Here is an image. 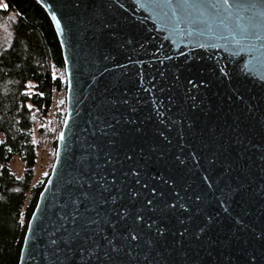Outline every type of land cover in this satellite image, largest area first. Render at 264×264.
<instances>
[{
  "label": "water",
  "instance_id": "95a60500",
  "mask_svg": "<svg viewBox=\"0 0 264 264\" xmlns=\"http://www.w3.org/2000/svg\"><path fill=\"white\" fill-rule=\"evenodd\" d=\"M33 1L47 15L61 50L65 115L17 264H107L103 238L130 227L118 220L117 206L129 202V190L150 199L154 185L161 195L156 213L147 215L155 226L151 231L140 226L139 246L115 239L122 247L116 264H264V84L258 73L241 79L234 72L249 55L232 57L224 40L190 35L192 26L179 16L165 21L139 7L144 0ZM122 98L135 111H128ZM128 117L135 123L125 124ZM101 118L117 132L112 139L119 155L112 164L102 153L85 160L89 143H108L96 130L104 128ZM125 152L133 156V166L138 161L144 167L145 178L169 183L125 178L131 167L122 159ZM85 164L82 175L89 183L73 186L69 182ZM101 176L112 181L107 192L96 184ZM69 193L79 198L76 211ZM114 196L117 205L109 203ZM165 201L174 207L164 209ZM53 231L57 237L80 235L71 246L61 243L53 255L45 248ZM85 241L98 248L95 258L87 257Z\"/></svg>",
  "mask_w": 264,
  "mask_h": 264
},
{
  "label": "trees",
  "instance_id": "16d2710c",
  "mask_svg": "<svg viewBox=\"0 0 264 264\" xmlns=\"http://www.w3.org/2000/svg\"><path fill=\"white\" fill-rule=\"evenodd\" d=\"M2 4L0 20L7 23L9 40L0 49V264H17L54 160L66 84L61 50L45 12L33 0ZM14 156L22 164L19 177L9 167ZM42 157L50 165L34 182Z\"/></svg>",
  "mask_w": 264,
  "mask_h": 264
},
{
  "label": "snow or ice",
  "instance_id": "6c2138e0",
  "mask_svg": "<svg viewBox=\"0 0 264 264\" xmlns=\"http://www.w3.org/2000/svg\"><path fill=\"white\" fill-rule=\"evenodd\" d=\"M138 6L144 8L146 11L156 14L165 21L169 16L173 18L179 16L181 21L187 22L192 26L193 32L189 33L190 35L198 34L202 36L205 34H211L217 36L219 39L225 41L227 47L231 48L232 57L240 56L241 53H247L250 57L249 61L243 65L237 66L234 70L235 76L237 78L247 79L249 77H254V74L258 73L259 82L264 84V0H177V2H173V0H144V2L140 3ZM52 19L55 20L56 17L53 16ZM56 26L59 27V24ZM105 27H109V25H105ZM223 33H226V35ZM128 43L130 44L131 41H128ZM257 44L260 45L259 48L257 47ZM257 52L262 54L258 56L256 55ZM152 55L155 56V53H152ZM242 58L243 57L241 56V59ZM165 59H171V57L166 55ZM220 71L225 76L231 77L232 75L225 69H221ZM188 83L192 84L193 82L189 80ZM152 87L155 88L157 86L153 84ZM145 91L151 92V89H146ZM40 95H42V93ZM137 102H139V100ZM111 103L115 104L117 101L113 100ZM120 103L126 105L128 111H135V108L129 104L127 99L122 98ZM152 104L154 107L157 106L155 100L152 101ZM27 107L31 108L30 105ZM159 107H163V105L161 104ZM100 123L104 125V128L97 125L96 130L99 131L102 136L108 137V143L103 147L99 144L89 143L88 148L86 149L88 155L85 157V160L87 161L91 158V161H94L102 153L105 163L112 164L115 162L114 157L119 155V152L117 151V142L112 139L117 132L114 130L115 126L111 122L101 118ZM124 123L134 124L135 121L128 117L125 118ZM120 124L121 121L117 120L116 125ZM135 131L139 132L140 129L136 128ZM122 159L129 162L131 165L128 171L124 173L125 178L135 180L136 184H140L141 180H145L147 184L153 185V180H163L162 177H152L150 179L145 178L146 171L144 167L141 166L138 161L133 166L131 164L133 156L129 155L127 152L123 154ZM100 167L101 166L97 164V168L99 169ZM87 170L85 164V168L78 173L79 178H75L74 181H70L69 183L73 184V186L78 185L81 182L85 184L89 183L88 180L83 179L82 175V173ZM163 183L167 185L169 181L163 180ZM96 184L98 189L107 192L112 181L105 183V177L101 176L100 179L96 181ZM157 189L159 188L154 185V188L151 189V198L147 200H145L143 193L129 190V202L117 206L115 214H117L118 220L126 222L130 227H126L124 232L118 237L114 235L113 239H108L107 237L103 238L104 243L108 246L104 251L103 257V259L107 261V264H116L114 257L118 256L122 251V247L116 246L113 243L115 239L119 238L120 241L127 244L136 241L137 246H139V242L142 239V228L140 226L143 224L149 231L153 229L155 221L151 220V217L147 214H155L157 211V201L161 195L159 191H156ZM117 193H121L120 187H117ZM97 194H99V192ZM90 195L91 189L88 194L83 196V198L88 200ZM92 198L94 199L95 197ZM68 199L71 203L72 211H76L79 198H73L71 193H69ZM118 199L119 196L111 197L109 203L117 205ZM136 200L141 202L139 206H134L133 202ZM173 207L174 205H170L166 201L164 202V209H170ZM181 207H183V205H181ZM161 211H163V209H161ZM185 211H187V209H185ZM78 215L79 213H77V216ZM76 218L77 217L74 216L73 220ZM87 223L98 224L99 220H89ZM104 223L109 224V227H113L115 233L114 226L107 219L104 220ZM85 226H87V224ZM155 231L163 235V230L161 228L157 227ZM99 234L101 236L103 235L102 232ZM79 235L80 234L77 232L74 235H68L67 237L64 235L57 237L55 231L50 232L47 237L45 248L50 249L52 254L55 255L61 243L65 246H71ZM94 243L95 242L93 241V244ZM85 249L87 257L95 258L97 256L98 248L89 245L87 241H85ZM83 257L84 251L81 252L82 260ZM46 259H48V257H46Z\"/></svg>",
  "mask_w": 264,
  "mask_h": 264
},
{
  "label": "rangeland",
  "instance_id": "374dc122",
  "mask_svg": "<svg viewBox=\"0 0 264 264\" xmlns=\"http://www.w3.org/2000/svg\"><path fill=\"white\" fill-rule=\"evenodd\" d=\"M2 6H3L2 0H0V8ZM8 40H9V33L7 29V23L3 20H0V49L6 46ZM60 100H62V97ZM49 165H50V160H47L45 157H42L40 159L35 171L34 182L37 181L40 177L45 176ZM9 167L18 177L21 175L22 164L17 156H14L12 158Z\"/></svg>",
  "mask_w": 264,
  "mask_h": 264
}]
</instances>
